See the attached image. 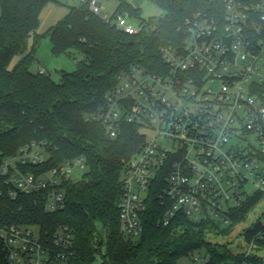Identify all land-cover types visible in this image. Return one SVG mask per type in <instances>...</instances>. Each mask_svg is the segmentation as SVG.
I'll use <instances>...</instances> for the list:
<instances>
[{
	"label": "built area",
	"instance_id": "built-area-1",
	"mask_svg": "<svg viewBox=\"0 0 264 264\" xmlns=\"http://www.w3.org/2000/svg\"><path fill=\"white\" fill-rule=\"evenodd\" d=\"M76 1L127 33L139 29L127 12L111 19L100 0ZM179 28L184 41L160 46L159 69L132 65L120 73L103 109L91 117L110 137L124 122L138 124L144 137L121 176L119 217L131 238L141 232L140 212L156 185L165 206L163 225L183 213L227 229L232 213L255 196L264 199V0H225L221 18L196 11ZM44 145L32 141L2 158L0 176L11 184L10 196L33 195L55 211L64 206V183L80 178L85 164L76 158L40 173L23 171L24 164L44 162ZM248 175L255 187L250 195ZM0 241L8 264H69L74 254L67 227L46 236L36 226L4 224ZM240 243L226 261L214 262L205 251L188 264H264V209L246 226Z\"/></svg>",
	"mask_w": 264,
	"mask_h": 264
},
{
	"label": "trees",
	"instance_id": "trees-1",
	"mask_svg": "<svg viewBox=\"0 0 264 264\" xmlns=\"http://www.w3.org/2000/svg\"><path fill=\"white\" fill-rule=\"evenodd\" d=\"M48 1L0 0V160L32 141H42L46 159L24 164L23 171L40 173L76 158L84 160L85 170L80 178L64 183V206L55 211L47 210L33 195L10 196L11 184L0 176V225H32L46 236L67 227L74 240L69 264H92L96 258L100 264H176L201 249L214 262L232 258L230 250L201 235L208 226L217 227L209 218L191 220L177 213L163 225L165 206L158 199L159 185L149 190L140 212L139 236L125 235L119 217L121 176L144 137L133 122L121 123L110 137L104 125L91 118L103 109L120 73L132 65L158 70L160 46L183 43L185 35L179 27L186 18L196 11L221 18L225 0H148L162 14L147 19L127 0H116L111 19L127 12L139 25L131 34L83 5H67L55 25L37 33L39 15ZM43 37L49 38L55 55L71 50L82 55L75 70L62 72L59 81L45 70H30ZM15 55L21 57L10 66ZM258 201L257 196L247 201L231 220L241 221ZM0 264H8L1 241Z\"/></svg>",
	"mask_w": 264,
	"mask_h": 264
},
{
	"label": "rangeland",
	"instance_id": "rangeland-1",
	"mask_svg": "<svg viewBox=\"0 0 264 264\" xmlns=\"http://www.w3.org/2000/svg\"><path fill=\"white\" fill-rule=\"evenodd\" d=\"M132 5L138 7L140 9L141 18L147 19L149 17L158 16L162 14V11L156 7L154 4L149 2L148 0H127ZM102 4V12L108 15H111L116 7V0H100ZM77 1H68L66 5L63 1H53L49 0L45 7L42 9L39 15V24L36 29L37 33H43L49 27L55 25L58 20H60L68 8L67 5H77ZM131 23L134 26L138 25V21L136 19H131ZM31 41L28 42L27 50H30ZM52 44L48 37H43L40 39L39 44L35 51L33 52V59L31 61L30 70L32 72L39 71L40 68H43L46 73L54 80L59 81L60 75L62 72H71L75 70L77 66V62L82 58L81 53L71 50L68 53H62L55 55L51 52ZM21 55H15L11 60L10 66L14 65ZM216 86V82L213 83ZM149 134V133H147ZM247 140L253 144H255V139L252 135L247 137ZM241 141V144H244ZM79 172L77 176L80 175L82 171ZM248 181L246 184L247 193L250 195L253 193L255 187L252 183L254 178L251 175L247 176ZM264 209V199L260 200L256 206L248 212L245 217L241 221H237L236 219L232 220V225L223 229L220 226L216 228L208 226L205 228V231L201 233L207 240L216 243L219 247H224L230 252L239 251L242 246L240 243V237L246 229V226L254 220L259 214H261ZM205 250L201 249L199 251H194L190 253L188 256H183L180 258L176 264H188L191 263L194 257L198 255H204ZM263 263H264V251H263ZM92 264H100L99 258H96Z\"/></svg>",
	"mask_w": 264,
	"mask_h": 264
},
{
	"label": "crops",
	"instance_id": "crops-1",
	"mask_svg": "<svg viewBox=\"0 0 264 264\" xmlns=\"http://www.w3.org/2000/svg\"><path fill=\"white\" fill-rule=\"evenodd\" d=\"M40 69H43V68H40Z\"/></svg>",
	"mask_w": 264,
	"mask_h": 264
}]
</instances>
